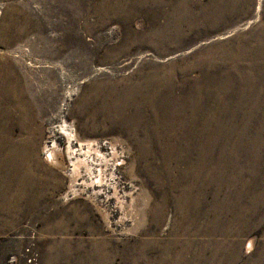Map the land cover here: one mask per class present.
<instances>
[{
    "label": "rangeland",
    "instance_id": "374dc122",
    "mask_svg": "<svg viewBox=\"0 0 264 264\" xmlns=\"http://www.w3.org/2000/svg\"><path fill=\"white\" fill-rule=\"evenodd\" d=\"M221 1L0 0V65L3 72L14 68L10 79L25 80L34 95L28 125L11 123L6 136L0 133L1 159L17 151L25 157L20 169L19 157L2 167L0 182L7 176L16 185L22 169L29 174L22 181L29 193L20 200L0 183V264H264V0ZM248 68L260 103L246 120L234 103L220 125L203 110L182 117L181 131H197L184 144L198 147L193 180L188 158L157 183L141 136L101 110L109 89L155 73L169 74L172 95L196 84L198 104L211 107L214 97L203 93L235 98L221 85L242 80ZM166 88L161 83L160 91ZM53 142L50 162L45 151ZM187 182L193 207L177 202Z\"/></svg>",
    "mask_w": 264,
    "mask_h": 264
},
{
    "label": "bare ground",
    "instance_id": "6f19581e",
    "mask_svg": "<svg viewBox=\"0 0 264 264\" xmlns=\"http://www.w3.org/2000/svg\"><path fill=\"white\" fill-rule=\"evenodd\" d=\"M106 1V0H105ZM220 2H222L221 0H219ZM157 2V1H156ZM213 3V2H211ZM182 4V3H181ZM230 4V3H229ZM140 5V4H139ZM176 5V4H175ZM174 5V6H175ZM212 5V4H211ZM216 5V3H215ZM226 5V4H225ZM223 7V6H222ZM213 8V7H212ZM218 8V7H217ZM221 8V7H220ZM219 8V9H220ZM234 8V7H233ZM232 8V9H233ZM177 9V8H176ZM215 9V8H214ZM227 9V8H226ZM165 10V9H164ZM230 10V9H229ZM182 11V10H181ZM218 11V10H217ZM231 11V10H230ZM234 11V9H233ZM206 12V11H205ZM210 12V11H209ZM228 12V11H227ZM161 13V12H160ZM163 13V11H162ZM165 13V12H164ZM182 13V12H181ZM214 13V12H213ZM226 13V12H225ZM235 13V12H234ZM166 14V13H165ZM218 14V13H217ZM189 16V15H188ZM209 16V14H208ZM216 16V15H215ZM23 17V16H22ZM178 17V16H177ZM169 18V17H168ZM22 19V18H21ZM220 19V18H219ZM20 20V19H19ZM173 20V19H172ZM176 20V19H175ZM174 20V21H175ZM209 20V19H208ZM217 21V20H215ZM26 22V21H25ZM28 22V21H27ZM170 22V21H169ZM173 22V21H172ZM193 22V21H192ZM21 23V22H20ZM175 23V22H174ZM180 23V21H179ZM178 23V24H179ZM190 23V22H189ZM20 25V24H17ZM31 25V23H30ZM82 25V24H81ZM214 25V24H213ZM85 26V25H84ZM179 26V25H178ZM21 28V27H20ZM170 28V27H169ZM27 29V28H26ZM189 29V28H188ZM23 29L21 28V31ZM19 30V33H22ZM27 31V30H25ZM24 31V32H25ZM253 32V31H252ZM22 36V35H21ZM144 36V35H143ZM153 37V36H152ZM166 38V37H165ZM9 39V38H8ZM7 39V40H8ZM169 39V38H168ZM254 39V38H253ZM18 40V39H17ZM167 40V38L165 39ZM11 41V40H10ZM145 41V40H144ZM170 41V40H169ZM15 42V41H14ZM262 43V42H261ZM9 44V43H8ZM249 46V45H248ZM263 46V45H262ZM249 48V47H248ZM260 48V47H259ZM258 48V50H259ZM252 49V48H251ZM255 49V48H254ZM253 50V49H252ZM250 50V51H252ZM257 50V52H258ZM243 51V50H242ZM264 52V51H263ZM253 53V52H252ZM244 52L240 53V56L242 58L240 59H244ZM249 55V54H248ZM252 55V54H251ZM250 55V56H251ZM257 55V54H256ZM255 55V57H256ZM215 56V55H214ZM228 56V55H227ZM226 56V57H227ZM259 56V55H257ZM223 57V56H222ZM254 57V58H255ZM251 58V57H250ZM253 58V59H254ZM263 58V57H262ZM229 59V58H228ZM239 59V60H240ZM248 59V58H247ZM219 61V60H218ZM248 61V60H247ZM203 62V61H202ZM215 62V61H214ZM250 62V61H249ZM261 62V61H260ZM213 63V61H212ZM243 63V61H242ZM209 65V63H207ZM215 65V64H214ZM250 65V64H249ZM248 65V66H249ZM191 66V65H190ZM193 66V65H192ZM200 66V65H199ZM213 66V65H212ZM247 66V63H246ZM3 65H0V115L1 118L4 120V123H2L0 125L1 129H0V133L3 132V134L6 136L8 134V132H10V124L11 123H18L20 125H26L27 123V119L30 116V112L31 111V103L32 102V98H34V95L31 94V87H28L29 84H27L25 82V80H11V76L14 75V68L12 69L11 67L7 68V66H5V70L3 72ZM188 69H192V67H187ZM186 68V69H187ZM250 68V67H249ZM248 68V69H249ZM177 69V68H176ZM202 70V69H201ZM245 70V69H244ZM252 70V69H251ZM253 71V70H252ZM182 72V71H181ZM162 73V72H161ZM188 73V72H187ZM241 75V79L242 80H227V84L222 83V89H231L233 91V94L236 96L235 98H228L225 97L224 95L222 97H216L215 94L213 93H209L210 95H207L206 93H203V91H205L204 87H203V83H199L197 82V88L199 90H201L204 94V96L206 98H210L208 100H211L212 97H214L213 99V103L211 102V107L208 106L205 102H200L201 104H198L199 100H196L197 95H196V91H198L195 87L192 86L191 90L181 91V94L179 95H172L169 90H172V80H169L170 76L169 74L166 75H162V74H153L151 76H149V79H153V80H144L142 83H136L133 82L129 83V81L126 80L125 85H123V88L120 89H114L111 88L109 89L106 98L109 96L110 99L107 101H103L102 103V107L101 110L104 113L103 116L109 118L113 123H116L118 126L128 129L129 131H131V133L134 135L136 134V139H139L141 136V143L142 146L144 147V153H142V156L144 158H148V162H150V164L154 163V165H151L152 169V173H153V177L156 180V182L158 183L159 181H161L163 179V177L161 176V174L164 172L166 173L168 170L174 172L173 169V164H174V168H176L178 166L179 168V164H181V162L185 163L188 162V158H189V165H188V170H187V176H190L191 179H194L195 174L197 173L195 170H197L195 168V161H193L192 157L194 156V150L197 149L198 147H191V149L184 144H187V142L185 141L186 138H189L191 140H195V136L194 133L197 131H181L183 130V126L185 125L186 121L182 118L183 115H185L186 111H190V114H194L197 113L195 111L197 110H203L204 111V115L206 117V119H208L207 117H211V119H216L217 122L219 123V125L221 124L219 121V119L226 114H229L230 107H232V104L235 105L236 107H234L237 110H241V112H244V118L246 120V117H248V113L249 111L252 109H258L257 104L260 103L258 102V90L257 93H255L256 91H254L252 89V83L250 82L252 81L251 79V73H250V69ZM253 73V72H252ZM258 73V72H257ZM174 74V73H173ZM186 75V73L183 71L181 73V75ZM16 75V74H15ZM14 75V76H15ZM150 75V74H149ZM209 75V74H208ZM260 75V74H259ZM199 75L196 76V78ZM258 76V75H257ZM16 77V76H15ZM166 77V78H165ZM175 77V76H174ZM206 78V77H205ZM254 78V77H253ZM10 79V80H9ZM154 79H158V80H154ZM161 79V80H159ZM165 79V80H164ZM204 79V78H203ZM235 79V78H234ZM139 80V79H138ZM187 80V79H186ZM196 81V80H195ZM254 81V80H253ZM263 81V80H262ZM185 82V81H184ZM161 83L164 84L167 88L164 89L163 91L161 90ZM118 84V83H117ZM184 84V83H183ZM210 84V83H209ZM209 84L207 86H209ZM262 84V83H261ZM260 84V85H261ZM206 85V84H205ZM213 85V84H212ZM171 86V87H170ZM163 87V86H162ZM191 87V86H190ZM210 87V86H209ZM263 87V86H262ZM207 88V87H206ZM213 88V87H212ZM219 89V87H218ZM256 89V88H255ZM260 89V87H259ZM180 90V89H179ZM185 90V89H184ZM207 90V89H206ZM213 90V89H212ZM247 91L246 92L244 91ZM262 90V88H261ZM51 91V90H50ZM220 91V90H219ZM34 92V91H33ZM42 92V91H41ZM48 92V91H47ZM175 92V91H174ZM178 92V91H176ZM26 93L28 94V96L26 95ZM44 93V92H43ZM42 93V94H43ZM221 93V91H220ZM219 93V94H220ZM224 93V90H223ZM229 93V92H228ZM200 94V93H199ZM32 95V96H31ZM38 95V94H37ZM41 95V94H40ZM46 95V94H45ZM137 95V96H135ZM222 95V94H221ZM227 95V94H226ZM201 96V95H200ZM195 97V98H194ZM242 99L244 103V105H242L241 107L238 108L239 104L237 103L238 99ZM45 98V97H44ZM203 98V97H202ZM219 98L223 99V102L221 104V106H214V103L218 104V100H220ZM42 99V98H41ZM101 99V98H100ZM5 100V106L4 109L2 108V104ZM47 100V99H46ZM224 100H227L228 102H230L231 104L228 105L224 102ZM38 101V99H37ZM42 101V100H41ZM258 102V103H257ZM36 103V102H35ZM221 103V102H219ZM215 104V105H216ZM36 105V104H35ZM210 105V104H209ZM219 105V104H218ZM43 106V105H42ZM143 106H147L148 107V114L146 115L143 112ZM41 107V106H40ZM243 107V109H241ZM146 108V107H145ZM36 110V109H35ZM42 110V109H41ZM235 110V111H237ZM259 110V109H258ZM257 110V111H258ZM34 112V111H33ZM37 114V111H35ZM233 112V111H232ZM147 113V112H146ZM231 113V112H230ZM234 113V112H233ZM232 113V114H233ZM237 113V112H236ZM35 114V113H34ZM240 114V113H239ZM255 115V114H253ZM35 116V115H33ZM32 116V117H33ZM221 116V117H220ZM228 116V115H227ZM235 116V115H234ZM234 116L232 115V117L234 118ZM239 116V115H238ZM250 116V115H249ZM193 117V116H192ZM199 117V116H198ZM202 117V116H201ZM200 117V118H201ZM196 118V117H195ZM204 118V116H203ZM223 118V117H222ZM242 118V117H241ZM253 118V117H252ZM251 118V119H252ZM260 118V117H259ZM30 119V118H29ZM35 119V118H34ZM188 119V117H187ZM210 119V121H211ZM227 119V118H226ZM224 119V121L226 120ZM237 119V118H236ZM33 120V119H32ZM205 120V119H204ZM257 120V118H256ZM1 121V120H0ZM188 121V120H187ZM208 121V120H206ZM264 121V120H263ZM30 122V121H29ZM28 122V123H29ZM190 122V121H189ZM194 122V121H193ZM209 122V121H208ZM227 122V121H226ZM249 122V121H248ZM253 122V121H250ZM212 123V122H211ZM225 123V122H224ZM246 123V122H245ZM259 123V122H258ZM188 124V123H187ZM195 124V123H194ZM193 124V125H194ZM209 124V123H208ZM243 124V123H242ZM264 124V123H263ZM19 125V126H20ZM28 125V124H27ZM189 125V124H188ZM187 125V126H188ZM199 125V124H198ZM204 125V124H203ZM218 125V124H217ZM227 125V123H226ZM252 125V124H251ZM254 125V123H253ZM228 126H230L228 124ZM263 126V125H262ZM189 127V126H188ZM191 127V126H190ZM196 127V126H195ZM205 127V126H204ZM209 127V126H208ZM220 127V126H219ZM250 127V126H249ZM264 127V126H263ZM24 128H26L24 126ZM39 126H37V130H38ZM202 128V127H201ZM207 128V127H206ZM216 128V127H215ZM226 128V127H225ZM234 128V127H233ZM251 128V127H250ZM186 129V128H185ZM214 129V128H213ZM218 129V128H217ZM235 129V128H234ZM247 129V128H246ZM259 129V128H258ZM261 129V128H260ZM264 129V128H263ZM206 130V129H205ZM219 130V129H218ZM223 130V128H222ZM225 130V129H224ZM255 130V129H254ZM203 131V130H202ZM244 131V130H243ZM250 131V130H249ZM257 131V128H256ZM255 131V132H256ZM263 131V130H262ZM242 132V131H241ZM211 133V132H210ZM225 133V132H224ZM223 133V134H224ZM237 133V131H236ZM244 133V132H243ZM247 133V132H246ZM251 133V132H250ZM259 133V132H258ZM242 134V133H241ZM207 135V134H206ZM210 135V134H208ZM227 135V134H226ZM237 135V134H236ZM205 136V135H204ZM211 136V135H210ZM216 136V135H215ZM235 136V135H234ZM202 137V136H201ZM218 137V136H217ZM216 137V138H217ZM221 137V136H220ZM229 137V136H228ZM237 137V136H236ZM244 137V136H243ZM253 137V136H252ZM1 138V137H0ZM8 138V137H7ZM6 138V139H7ZM194 138V139H193ZM197 138V137H196ZM210 138V137H209ZM232 138V137H231ZM247 138V137H246ZM251 138V137H250ZM2 139V138H1ZM74 139H77V137H74ZM248 139V138H247ZM260 139V137H259ZM263 139V138H262ZM197 140V139H196ZM228 140V139H227ZM238 140V139H237ZM242 140V139H241ZM240 140V141H241ZM250 140V139H249ZM252 140V139H251ZM8 141V139H7ZM189 141V140H188ZM192 141V144H193ZM231 141V140H230ZM243 141H246L245 139ZM262 141V140H261ZM260 141V142H261ZM198 142V141H197ZM203 142V141H202ZM216 142V141H215ZM225 142V141H224ZM232 142V141H231ZM200 143V142H199ZM206 143V142H205ZM210 143V142H208ZM220 143V142H219ZM230 143V142H229ZM238 143V142H237ZM251 143V142H250ZM215 144V143H214ZM223 144V143H222ZM233 144V143H232ZM239 144V143H238ZM241 144V143H240ZM260 144V143H259ZM2 145V144H1ZM113 145V144H112ZM210 145V144H207ZM212 145V144H211ZM242 145V144H241ZM254 145V144H253ZM258 145V144H257ZM200 146V145H199ZM203 146V145H202ZM229 146V145H228ZM3 147V146H2ZM49 147V146H48ZM219 147V145H218ZM217 147V148H218ZM257 147V146H255ZM56 148V143L53 142V145L49 147V150L45 151L48 152V154H46L47 156L45 157L46 159H48L50 162H54V151ZM211 148V147H210ZM239 148V146H238ZM259 148V147H258ZM205 149V147H204ZM209 149V148H208ZM207 149V150H208ZM252 149V148H251ZM211 150V149H210ZM218 150V149H217ZM225 150V149H224ZM243 150V148H242ZM247 150V149H246ZM10 151V150H9ZM204 151V150H203ZM209 151V150H208ZM220 151V150H219ZM218 151V152H219ZM239 151V150H238ZM6 152V151H5ZM19 152V151H17ZM17 152H14V154L12 153V157L10 158V161L14 160L16 157H19V160H17L16 167H21V164L23 163L22 160H24V158L20 157L17 155ZM100 152V150H99ZM98 152V153H99ZM207 152V151H206ZM8 153V152H7ZM200 153V152H199ZM209 153V152H207ZM234 153V152H233ZM257 153V152H256ZM196 154V152H195ZM241 154V153H240ZM258 154V153H257ZM260 154V153H259ZM56 155V154H55ZM59 155V154H58ZM209 155V154H208ZM224 155V154H223ZM237 155V154H236ZM243 155V154H242ZM247 155V154H246ZM251 155V154H250ZM22 156V155H21ZM199 156V155H198ZM215 156V154H214ZM217 156V153H216ZM238 156V155H237ZM241 156V155H239ZM248 156V155H247ZM255 156V155H253ZM259 156V155H258ZM15 157V158H13ZM218 157V156H217ZM225 158V157H224ZM258 158V157H257ZM12 159V160H11ZM158 159L160 161V165L155 163V160ZM198 159V158H197ZM252 159V157H251ZM183 160V161H182ZM196 160V159H195ZM200 160V159H199ZM209 160V159H207ZM216 160V159H215ZM222 160V159H221ZM244 160V159H242ZM254 161V159H252ZM10 161L9 160H3L0 158V170L4 171V167L8 168L10 165ZM227 161V160H226ZM225 161V162H226ZM203 162V161H202ZM220 162V161H219ZM244 162V161H243ZM252 162V161H251ZM257 162V161H256ZM21 163V164H20ZM158 163V162H157ZM208 163V162H207ZM227 163V162H226ZM248 163V162H247ZM250 163V162H249ZM18 164V165H17ZM199 164V163H197ZM211 164V163H210ZM221 164V163H220ZM245 164V163H244ZM26 165V164H25ZM202 165V164H201ZM219 165V164H218ZM254 165V163H253ZM251 165V166H253ZM221 166V165H220ZM245 166V165H244ZM3 167V168H2ZM150 167V166H149ZM183 167V166H182ZM204 167V165H203ZM212 167V166H210ZM216 167V166H215ZM243 167V166H242ZM17 168V169H18ZM184 168V167H183ZM209 168V167H208ZM219 168V167H218ZM238 168V167H237ZM241 168V167H240ZM254 168V167H252ZM257 168V167H256ZM255 168V169H256ZM20 169V168H19ZM22 169V168H21ZM147 169V168H146ZM177 169V168H176ZM175 169V170H176ZM211 169V168H210ZM233 168H231L232 170ZM248 169V168H247ZM7 170V169H6ZM23 170V175L21 177V180L23 181L25 178H27V176H29L28 172L25 169ZM27 170H29L27 168ZM205 170V169H204ZM220 170V168H219ZM234 170V169H233ZM240 170V169H239ZM238 170V171H239ZM258 170V168H257ZM260 170V169H259ZM19 171V170H18ZM178 171V170H177ZM209 171V170H207ZM214 171V170H213ZM245 171V170H243ZM255 171V170H254ZM1 172V171H0ZM201 172V171H200ZM199 172V173H200ZM216 172V171H215ZM246 172V171H245ZM248 172V171H247ZM246 172V173H247ZM2 173V172H1ZM18 174H21L22 171L17 172ZM183 173V172H182ZM206 173V172H205ZM211 173V172H210ZM223 173V172H222ZM221 173V174H222ZM237 173V172H236ZM12 174V173H11ZM177 174V173H176ZM208 174V173H207ZM217 174V173H215ZM241 174V173H240ZM258 174V173H257ZM7 175V174H6ZM17 175V174H16ZM198 175V174H197ZM214 175V174H213ZM212 175V176H213ZM225 175V174H224ZM2 176V174H1ZM0 176V177H1ZM172 176V175H171ZM202 176V175H200ZM208 176V175H207ZM222 176V175H221ZM17 177V176H15ZM169 177V175H168ZM185 177V176H184ZM206 177V176H205ZM215 177V176H214ZM225 177V176H224ZM227 177V176H226ZM240 177V176H239ZM12 178V177H11ZM31 178V177H30ZM180 178V177H179ZM199 178V177H198ZM203 178V177H202ZM222 178V177H221ZM232 178V177H231ZM236 178V177H235ZM234 178V179H235ZM178 179V178H177ZM200 179V178H199ZM208 179V178H207ZM206 179V180H207ZM20 178H18L17 183L15 185V183H11L9 177L6 176L5 179L2 180V190L3 193L5 192V194L9 193V195H15L18 200H20L22 197H26V195L29 193L27 192V187L22 183V181H19ZM30 180V179H29ZM190 180V179H189ZM197 180V179H196ZM195 180V181H196ZM213 180V179H211ZM227 180V178L225 179ZM231 180V179H230ZM191 181V180H190ZM199 181V180H198ZM173 182V181H172ZM200 182V181H199ZM234 182V181H233ZM19 183L22 184L23 186H21V189L19 188ZM26 183V182H25ZM162 183V182H161ZM175 185H177L179 183L178 180H176ZM173 183V184H174ZM188 183V182H187ZM196 183V182H195ZM231 183V182H230ZM167 184V183H166ZM172 184V185H173ZM200 184V183H199ZM202 184V183H201ZM212 184V183H210ZM219 184V183H218ZM232 184V183H231ZM234 184V183H233ZM27 185V184H26ZM171 185V186H172ZM179 185V184H178ZM177 185V186H178ZM184 184H181V188H182V193L180 195V198L177 199V202H179L180 205H190L192 206L195 201V197L194 196V191H193V184L192 183H188L186 186H183ZM215 185V184H214ZM217 185V184H216ZM222 185V184H221ZM28 186V185H27ZM209 186V185H208ZM207 186V187H208ZM211 186V185H210ZM220 186V184H219ZM227 186V185H226ZM230 186V185H229ZM239 186V185H238ZM175 187V186H174ZM184 187V188H183ZM213 187V185H212ZM221 188V187H220ZM225 188V187H224ZM229 188V187H228ZM227 188V189H228ZM1 189V188H0ZM172 189V188H171ZM169 190V189H168ZM217 191V188L215 189ZM224 190V189H223ZM242 191V190H241ZM2 192V191H1ZM194 192V193H193ZM197 192V191H196ZM219 193V192H218ZM227 193V192H226ZM234 194V193H233ZM196 195V194H195ZM238 195V194H237ZM167 196V195H165ZM13 197V196H12ZM168 197V196H167ZM175 197V196H174ZM198 197V196H197ZM261 197V196H260ZM8 198V197H7ZM215 198V197H214ZM262 198V197H261ZM3 199V198H2ZM5 199V198H4ZM12 199V198H11ZM171 199V198H170ZM176 200V199H175ZM199 200V199H198ZM3 201V200H2ZM10 201V200H9ZM8 201V202H9ZM32 201V200H31ZM34 201V200H33ZM1 202V201H0ZM15 202V201H13ZM176 202V201H175ZM4 203V202H3ZM26 203V202H25ZM2 204V202H1ZM7 204V203H6ZM10 204V203H9ZM33 204V203H32ZM30 204V205H32ZM177 204V203H176ZM26 205V204H25ZM4 206V205H3ZM10 206V205H7ZM16 206V205H15ZM18 206V205H17ZM29 206V205H28ZM179 205L177 204V207ZM5 207V206H4ZM3 207V208H4ZM19 207V206H18ZM184 207V206H183ZM186 207V206H185ZM184 207V208H185ZM189 207V206H188ZM193 207V206H192ZM196 207V206H195ZM12 208V207H11ZM16 208V207H15ZM26 208V207H25ZM1 209V208H0ZM8 209V208H7ZM10 209V208H9ZM175 209V208H174ZM179 209V208H178ZM196 210V209H195ZM190 211V210H189ZM198 211V210H197ZM196 213V212H195ZM144 212L141 211L140 216H143ZM78 219V218H77ZM213 219V218H212ZM167 262V261H166ZM168 263V262H167Z\"/></svg>",
    "mask_w": 264,
    "mask_h": 264
}]
</instances>
